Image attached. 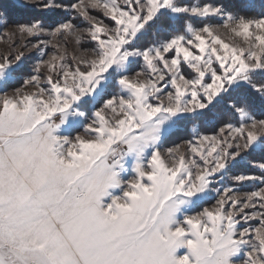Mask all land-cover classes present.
<instances>
[{"label":"snow or ice","instance_id":"6c2138e0","mask_svg":"<svg viewBox=\"0 0 264 264\" xmlns=\"http://www.w3.org/2000/svg\"><path fill=\"white\" fill-rule=\"evenodd\" d=\"M15 6L65 14L15 25L41 57L52 39L95 46L69 61L57 44L11 95L25 54L0 55V264H264V175L229 177L264 152V110L248 95L264 105V14L217 0ZM153 29L161 38L142 44ZM217 106L235 122L194 125L185 150L163 147ZM226 179L257 186L241 193Z\"/></svg>","mask_w":264,"mask_h":264},{"label":"rangeland","instance_id":"374dc122","mask_svg":"<svg viewBox=\"0 0 264 264\" xmlns=\"http://www.w3.org/2000/svg\"><path fill=\"white\" fill-rule=\"evenodd\" d=\"M15 1L17 2V0H15ZM26 8L31 10L33 15H36L35 19H38L39 15H41V14H45L47 16V18L49 17V15L52 18V17H55L58 14H60V15H62V19L65 18L64 13L56 11V10L45 11V10H42V9L35 7V6H29ZM246 16H250V15H246ZM50 17L48 19L52 24H49V25L45 24L46 27H51V26H54V24H55V23L53 24ZM74 22L79 27L85 26L81 22V20H79V19H76ZM215 22L218 23L219 21H215ZM15 25H17V24H15ZM15 25L8 23L5 15H0V55L9 54V53L12 55H15L17 52H20V51H23L25 54L23 63L21 64L20 68L14 73L15 82L11 86L9 84L7 87V91L9 92L10 95L12 94L14 89L22 88L24 80L32 73V70L35 67L36 63L41 58L48 59L49 56L53 52L57 51V44H59V50L60 51H65V50L67 51V59L69 61H71V57L73 55H76V56H88V55H90V52H84L83 49H91L95 46L94 42H89L87 40L83 41L81 45H77L71 36L67 37L66 39L61 38V39H59V41L56 39H52V43L47 44L46 46L41 45V47H43L44 51L47 53V55L41 57L40 51L37 50L36 48L32 47V45H34L38 42L37 38L29 37V36L21 37L18 33L16 35H11L12 33L16 32ZM6 33L8 35H6ZM225 38L230 39V37L227 35H225ZM40 39L49 40L51 38L47 35H44V36L40 37ZM25 44L27 45V47H24ZM185 71L190 72L189 69H185ZM24 90L32 91L33 89L31 87H28ZM73 135H75V133H73ZM191 138H192V136L189 137V139H191ZM189 139H183V140H179L177 142L176 141L172 142L175 140L174 139L171 141L170 144H164L163 143V147L168 148V147H172L173 145L179 144L181 146V151H183L187 147V145L184 142L189 140ZM258 155L264 156V152H261ZM238 161L240 163L246 164L247 166H249V168L252 169V172H246L247 174L257 175V176L264 175V172H261L260 169L253 167L254 161H251V160L244 161V158L242 160L238 159ZM235 171L236 170H232V168H231L230 173H229V177L234 176V175H238V174H246L243 172L235 173ZM224 183L231 184L234 188H236L241 193L251 191L252 189H254L257 186V184L255 182L247 181V182H243V183H235V182L231 181L230 179H226L224 181ZM213 203H214V199H210L208 201V205H211Z\"/></svg>","mask_w":264,"mask_h":264},{"label":"trees","instance_id":"16d2710c","mask_svg":"<svg viewBox=\"0 0 264 264\" xmlns=\"http://www.w3.org/2000/svg\"><path fill=\"white\" fill-rule=\"evenodd\" d=\"M217 2L222 3L225 7L232 12L242 14V15H250V16H258L260 14H264V0H217ZM15 0H0V10L5 12V17L7 22L10 24H19L25 23L29 20H33L36 18V15H33L31 10L27 8L16 7ZM50 17V15H49ZM48 17V18H49ZM45 14L39 15L38 19L42 20L44 24H52ZM51 18V17H50ZM62 20V15L58 14L55 17L51 18V21L54 23ZM161 23H167L166 18H162ZM153 30L149 31V34L142 37L141 43L148 44L152 42L154 39H159L161 37L154 36ZM257 79H261L258 77ZM15 82L13 79L9 84L10 86ZM9 86V87H10ZM246 90H240L233 94L234 97H239L245 94ZM250 99L253 101L257 112L264 110V105L253 96L250 92H248ZM237 119L231 112L226 111L222 106H217L212 109V112L209 113V116L205 118V120L195 119L191 121L182 122L173 132H171L168 137L165 139L164 144H170L172 142H177L183 139H189L192 136V127L197 126L202 132H211L213 128L218 127L220 123L223 121H233ZM205 121H214V123H206ZM261 151L252 152L250 154H246L244 157V161L251 160L255 162H264V156L258 155ZM232 170H236L235 173H246L252 172V169L249 168L244 163H240L239 161L232 167ZM247 174V173H246Z\"/></svg>","mask_w":264,"mask_h":264}]
</instances>
